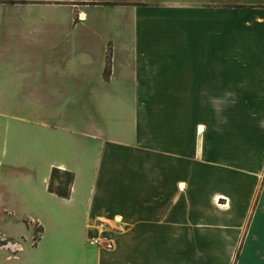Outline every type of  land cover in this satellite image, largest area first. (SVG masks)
<instances>
[{
  "label": "crops",
  "instance_id": "obj_1",
  "mask_svg": "<svg viewBox=\"0 0 264 264\" xmlns=\"http://www.w3.org/2000/svg\"><path fill=\"white\" fill-rule=\"evenodd\" d=\"M253 95L264 0H0V264H264Z\"/></svg>",
  "mask_w": 264,
  "mask_h": 264
},
{
  "label": "rangeland",
  "instance_id": "obj_2",
  "mask_svg": "<svg viewBox=\"0 0 264 264\" xmlns=\"http://www.w3.org/2000/svg\"><path fill=\"white\" fill-rule=\"evenodd\" d=\"M212 96V95H211ZM222 96V103H227L230 104V100H231V95H221ZM264 96L263 95H253V101H254V109L253 110H248V114L250 112L253 113L254 115V129H255V135H260V130L262 128L261 126V120H260V115L262 114V110L258 109V106L261 105L260 103L263 102ZM208 100V98H207ZM209 101V100H208ZM236 112L240 113H245V110L242 109H237ZM260 194V190L256 195V198L259 196Z\"/></svg>",
  "mask_w": 264,
  "mask_h": 264
},
{
  "label": "built area",
  "instance_id": "obj_3",
  "mask_svg": "<svg viewBox=\"0 0 264 264\" xmlns=\"http://www.w3.org/2000/svg\"><path fill=\"white\" fill-rule=\"evenodd\" d=\"M30 223L33 224L34 229H35L33 239H34V242H36L40 236L41 228H40L39 223H37L36 221H30ZM107 247H112V244H107Z\"/></svg>",
  "mask_w": 264,
  "mask_h": 264
},
{
  "label": "trees",
  "instance_id": "obj_4",
  "mask_svg": "<svg viewBox=\"0 0 264 264\" xmlns=\"http://www.w3.org/2000/svg\"><path fill=\"white\" fill-rule=\"evenodd\" d=\"M52 179L54 178V171H53V174H52V177H51ZM71 179H72V174H69V176H68V180L67 181H71ZM50 189L51 190H53V186H52V184L50 185ZM57 192H59V194H67L68 192H67V190L65 191V192H61L60 190H58Z\"/></svg>",
  "mask_w": 264,
  "mask_h": 264
},
{
  "label": "bare ground",
  "instance_id": "obj_5",
  "mask_svg": "<svg viewBox=\"0 0 264 264\" xmlns=\"http://www.w3.org/2000/svg\"><path fill=\"white\" fill-rule=\"evenodd\" d=\"M204 128V126L202 125V129Z\"/></svg>",
  "mask_w": 264,
  "mask_h": 264
}]
</instances>
